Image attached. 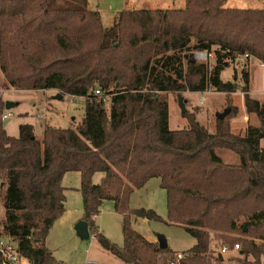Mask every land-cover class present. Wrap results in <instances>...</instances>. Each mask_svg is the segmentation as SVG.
Instances as JSON below:
<instances>
[{
    "label": "trees",
    "instance_id": "trees-1",
    "mask_svg": "<svg viewBox=\"0 0 264 264\" xmlns=\"http://www.w3.org/2000/svg\"><path fill=\"white\" fill-rule=\"evenodd\" d=\"M65 1L0 0L7 88L85 99L75 128L45 124L39 139L30 123L20 124L18 136L6 132L0 96V239H12L31 261L65 264L46 238L66 211L63 177L77 171L90 235L125 264H170L178 251L132 227L134 217L165 220L153 208L129 204L136 189L159 177L169 222L196 240L180 264H223V255L212 254L213 239L231 250L240 245L231 264H264V98L250 94L248 72L243 85L221 77L242 57L264 63V7L185 0L183 8L121 10L105 27L86 2ZM204 50L214 52L215 64L194 58ZM210 89L226 93L231 112V94L242 91L247 115H256L260 126L236 133L226 117L210 130L187 109L188 126L171 129L166 95ZM218 150L236 152L240 162H225ZM107 199L123 216L121 246L95 223Z\"/></svg>",
    "mask_w": 264,
    "mask_h": 264
},
{
    "label": "rangeland",
    "instance_id": "rangeland-1",
    "mask_svg": "<svg viewBox=\"0 0 264 264\" xmlns=\"http://www.w3.org/2000/svg\"><path fill=\"white\" fill-rule=\"evenodd\" d=\"M84 3L92 10H98L101 15L102 23L105 27H111L117 20L118 14L124 9H158V8H183L185 0H66ZM227 7H264V0H228ZM198 60V59H197ZM209 63L215 64V56L208 58ZM245 59L242 57L237 64L238 83L244 84L243 76L240 70ZM222 79L233 80L236 74L233 66H227L222 70ZM250 87L252 96L258 99L264 98V66L260 61L253 59L250 75ZM57 91L48 90H20L13 87L7 88L5 77L0 69V96L4 101H9L14 105L7 109V112L13 115L3 120L6 132L12 136H18L19 126L22 123H30L34 127L37 138L43 137L45 124H51L56 127L75 128L84 116L85 99L82 97H72L64 95L57 98ZM235 94V93H234ZM238 93L231 99L234 110L227 116L231 123V128L236 133L244 134L248 124L260 126L261 121L256 115H247L244 109L243 97ZM184 98L187 100L186 108L189 111H195L196 117L207 128L212 130L216 113L229 107L228 96L214 89L200 92H184ZM203 95V104L200 105ZM166 99L169 103V125L171 129H182L188 126V120L183 116L178 98L175 94L168 93ZM264 146V141L261 142ZM218 154L229 164H238L239 156L232 150H218ZM103 177L102 172L94 175L93 181L99 183ZM80 173L71 171L65 173L63 185L66 187L80 186ZM70 200L67 207L69 214L56 220L53 224L46 243L50 247L53 255L62 260L65 264H81L85 261H96L99 264H125L121 259L104 249L93 234L89 238H81L73 221L79 218L84 219V207L81 191L67 189ZM130 207L153 208L165 221L149 220L142 217L132 218V227L134 230L145 236L148 240H158L163 236L168 240V246L173 251L185 252L195 244V238L188 233L183 226L170 223L168 220L167 192L160 184V178L154 177L139 189H136L130 198ZM1 217L4 218V205L0 204ZM66 212V211H65ZM168 221V222H167ZM95 223L106 237L112 242L123 245V216L115 210L113 200H104L100 207L99 214L95 218ZM212 249V254L217 255L220 247L224 244L216 239ZM238 256V250H230L224 254L223 264L233 263L232 257Z\"/></svg>",
    "mask_w": 264,
    "mask_h": 264
},
{
    "label": "built area",
    "instance_id": "built-area-1",
    "mask_svg": "<svg viewBox=\"0 0 264 264\" xmlns=\"http://www.w3.org/2000/svg\"><path fill=\"white\" fill-rule=\"evenodd\" d=\"M214 57V52L204 51H195L194 58L197 60H207L208 58ZM96 94H101L99 89L95 90ZM206 92V91H205ZM204 93V92H200ZM202 100L200 101V105L203 104V95H201ZM13 113L6 112L2 115V120L11 117ZM240 248L239 244L234 245V250ZM231 249L228 245H222L220 247L219 253L224 255L228 253ZM0 256L2 260V264H40L38 262L31 261L28 257L22 255L18 248L16 242L7 237H2L0 239ZM185 254L183 252H179L175 254L173 260L170 261V264H180V260L184 258ZM81 264H99L96 261H85Z\"/></svg>",
    "mask_w": 264,
    "mask_h": 264
},
{
    "label": "water",
    "instance_id": "water-1",
    "mask_svg": "<svg viewBox=\"0 0 264 264\" xmlns=\"http://www.w3.org/2000/svg\"><path fill=\"white\" fill-rule=\"evenodd\" d=\"M56 97L62 98L63 95L57 94ZM178 101H179V105L181 107V112L183 114L187 111V108H186V101L187 100L184 98V96H182L181 94H178ZM13 105H14L13 103L6 101L5 107H6V109H9ZM230 112H231V108L227 107L223 111L217 112L216 117L219 119H224L230 114ZM75 229L81 238L87 239L90 237L89 226H88V222L86 220H81L80 222H78L75 226ZM158 244H159L160 248H165L168 246L167 241L163 236H160L158 238Z\"/></svg>",
    "mask_w": 264,
    "mask_h": 264
},
{
    "label": "crops",
    "instance_id": "crops-1",
    "mask_svg": "<svg viewBox=\"0 0 264 264\" xmlns=\"http://www.w3.org/2000/svg\"><path fill=\"white\" fill-rule=\"evenodd\" d=\"M241 58H239V59H237L234 63H231L229 66L231 67V66H233L234 67V70L236 71V74H235V78H236V80L238 81V74H239V72H238V70H237V64L236 63H238V61L240 60ZM245 59V58H244ZM253 59H255V58H250V59H245V62L243 63V65H242V69L240 70V73H241V76H243V74L245 73V72H248L249 73V76L251 75V66H252V63H253ZM260 64L262 65V66H264V63H262V62H260ZM223 72V71H222ZM221 77H222V73H221ZM251 80V79H250ZM225 81V80H224ZM228 81V80H227ZM251 84V83H250ZM223 93V92H222ZM235 93V94H234ZM234 93H232L231 94V96L233 97L234 95H236V94H238V93H241L240 94V98L241 97H243V92L242 91H237V92H234ZM225 95H226V93H224ZM250 94L252 95V91H251V87H250ZM244 109H245V107H244ZM219 112V111H218ZM65 176V175H64ZM64 178V177H63ZM62 185H63V180H62ZM80 185H81V179H80ZM64 186V185H63ZM64 188H65V195H66V200H65V206H67V204H68V201L70 200V198H69V196H68V194L66 193V190L67 189H74V190H79L80 191V186H78V187H66V186H64ZM69 214V212H68V208L66 207V212L61 216V217H63V216H66V215H68ZM97 217V216H96ZM60 219V218H59ZM81 220H85V219H83V218H79V219H77L76 218V220H74L73 221V224H75V226H76V224L78 223V222H80ZM55 224V223H54ZM99 230V229H98ZM152 241H154V242H157L158 243V240L156 241V240H152ZM167 241V244H168V240H166ZM47 244V243H46ZM214 244H215V242H211V247L213 248V246H214ZM48 246V245H47ZM49 249H50V247H48Z\"/></svg>",
    "mask_w": 264,
    "mask_h": 264
}]
</instances>
